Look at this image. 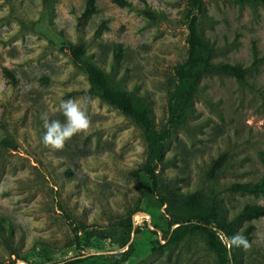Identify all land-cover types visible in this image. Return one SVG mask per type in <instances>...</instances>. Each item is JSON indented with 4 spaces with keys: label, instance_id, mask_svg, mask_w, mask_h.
I'll use <instances>...</instances> for the list:
<instances>
[{
    "label": "rangeland",
    "instance_id": "1",
    "mask_svg": "<svg viewBox=\"0 0 264 264\" xmlns=\"http://www.w3.org/2000/svg\"><path fill=\"white\" fill-rule=\"evenodd\" d=\"M131 1L97 0L99 11L80 27L86 0H0V264H70L82 252L91 256L72 264H112L131 220L140 229L123 264H221L206 232L173 237L179 223L170 230L171 220L190 213L161 203L144 172L150 150L143 128L90 91L69 48L84 43L113 87L146 104L158 128L167 124L174 68L188 55L189 0ZM200 31L213 61L242 64L247 74L207 73L178 105L162 190L197 195L205 214L217 211L234 224L237 264H264V216H241L248 204L264 205V192L234 188L264 176V0H205ZM69 99L90 127L61 150L45 147L41 116L65 123L59 106ZM72 218L109 236L86 242L82 232L77 246Z\"/></svg>",
    "mask_w": 264,
    "mask_h": 264
},
{
    "label": "trees",
    "instance_id": "2",
    "mask_svg": "<svg viewBox=\"0 0 264 264\" xmlns=\"http://www.w3.org/2000/svg\"><path fill=\"white\" fill-rule=\"evenodd\" d=\"M121 6H133L131 0H113ZM205 0H189L185 13V23L189 29L187 36L188 55L187 57L175 65L174 68V89L171 93V117L167 124L158 128L150 108L140 101L130 92L113 87L108 79L106 72L96 63L86 57V45L82 42L75 43L70 41L69 48L71 49L75 64L81 68L89 77L90 91L101 96L106 102L120 109L128 116L132 117L139 124L144 132L148 142L150 154L149 159L145 163L144 172L151 180L153 189L161 200L163 205H166L168 211L180 208L184 212H189L188 218H174L170 223V230L174 223H179L175 229L173 237L184 230H202L206 232L215 247L217 248L221 264H237V235L235 226L232 222H228L218 216L217 211L211 214H205L202 209V202L197 195L178 196L172 195L162 190L160 179V168L166 161V151L170 138L173 135V129L176 122L179 120L178 105L182 101H188L192 92V88L196 83L207 73L221 72L236 76L244 80L247 74V68L242 64H235L226 61L215 62L211 59L212 52L206 44V40L200 31V20L204 12ZM145 13L153 18L156 17V12L147 7ZM99 11L97 0H86L84 10L78 17L80 27L84 26L92 15ZM108 27L107 20H103L98 26L96 33L102 32ZM6 74L12 78L14 84L17 79L14 73L5 69ZM234 188L239 191L264 192V176L257 182H236ZM242 217L258 218L264 216L263 204H248L244 207L241 213ZM71 219V217H70ZM72 224L75 232V242L77 246L82 247V232L86 233V242H90L96 236L107 237L108 233L103 228H91L84 220L72 218ZM127 226V230L119 236L120 246L122 250H118L112 254L114 261L112 264H123L134 252L133 232H138L139 225L134 221L123 224ZM254 228L251 225L248 230ZM162 228L157 225L154 230L158 231ZM164 238H167L165 233ZM157 243L162 244L157 238ZM231 244V246H229ZM17 254V252H16ZM91 255L82 252L81 254L67 259V263H80L85 261ZM18 258H20L18 256ZM27 261H29L26 258ZM30 262V261H29ZM31 264H41L33 263Z\"/></svg>",
    "mask_w": 264,
    "mask_h": 264
},
{
    "label": "clouds",
    "instance_id": "3",
    "mask_svg": "<svg viewBox=\"0 0 264 264\" xmlns=\"http://www.w3.org/2000/svg\"><path fill=\"white\" fill-rule=\"evenodd\" d=\"M59 110L65 117V123L59 120H49L47 114H43V127L46 130L42 143L45 147L53 150L63 149L65 142L70 140L74 135L86 132L90 127V119L86 112L81 110L79 104L74 99L62 101ZM241 242L242 238H241Z\"/></svg>",
    "mask_w": 264,
    "mask_h": 264
},
{
    "label": "water",
    "instance_id": "4",
    "mask_svg": "<svg viewBox=\"0 0 264 264\" xmlns=\"http://www.w3.org/2000/svg\"><path fill=\"white\" fill-rule=\"evenodd\" d=\"M229 246H231V244H229Z\"/></svg>",
    "mask_w": 264,
    "mask_h": 264
}]
</instances>
